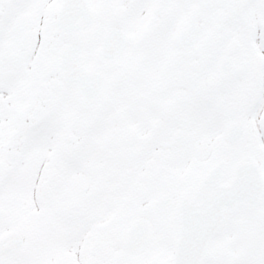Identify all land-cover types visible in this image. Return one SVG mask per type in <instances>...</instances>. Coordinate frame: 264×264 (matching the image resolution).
<instances>
[{
    "label": "snow or ice",
    "instance_id": "1",
    "mask_svg": "<svg viewBox=\"0 0 264 264\" xmlns=\"http://www.w3.org/2000/svg\"><path fill=\"white\" fill-rule=\"evenodd\" d=\"M0 264H264V0H0Z\"/></svg>",
    "mask_w": 264,
    "mask_h": 264
}]
</instances>
